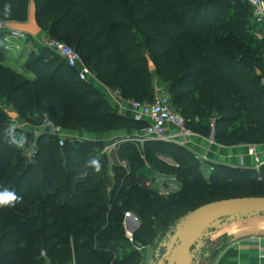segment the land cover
<instances>
[{
  "label": "trees",
  "instance_id": "obj_1",
  "mask_svg": "<svg viewBox=\"0 0 264 264\" xmlns=\"http://www.w3.org/2000/svg\"><path fill=\"white\" fill-rule=\"evenodd\" d=\"M6 4L11 5L9 15ZM30 4L0 0V21L26 22ZM36 4L42 31L73 46L97 79L125 99L154 101L159 80L172 108L191 120L193 131L210 135L209 120L215 117L217 142L264 141V36L257 38L258 25L244 0ZM5 34L0 28V190L8 187L22 200L15 207H0V264H144L126 236V213L140 220L136 243L156 253L198 207L241 196L264 197V164L259 169L215 164L206 176L191 150L170 141L120 142L116 154L126 166L115 165L111 189L110 158L101 151L105 142L74 138L60 146L56 136L43 132L30 159L25 150L33 145L32 133L17 128L18 135L28 137L22 149L6 143L9 111L36 126L46 113L66 130L91 133L121 135L141 130L145 122L119 113L46 48L48 53L27 56L25 67L34 80L6 66ZM92 158L101 162L99 173L87 164ZM146 170L176 177L180 189L163 195L139 187L137 178Z\"/></svg>",
  "mask_w": 264,
  "mask_h": 264
},
{
  "label": "crops",
  "instance_id": "obj_2",
  "mask_svg": "<svg viewBox=\"0 0 264 264\" xmlns=\"http://www.w3.org/2000/svg\"><path fill=\"white\" fill-rule=\"evenodd\" d=\"M35 39L38 40V38ZM29 41L27 37L25 45L27 49L31 47V42ZM16 52L15 50L8 52L4 64L27 78L34 80L35 74L28 71L25 67L27 61L26 50L19 54ZM90 83L98 89L106 97L110 105L117 110L118 107L112 96V90L100 81H93ZM156 85L161 86L162 84L159 80H156L154 90H156ZM10 110H12L11 107ZM126 115L132 117L133 113L127 110ZM11 121V125H15L16 128H19L20 125H26V128L28 127L30 129L36 141L39 135L35 130L36 125L27 123L20 117L14 120L12 119ZM166 130L170 134H173L172 139L169 141L181 145L183 136L179 134L178 129L173 126H167ZM64 131L79 139L102 142L114 140L119 137L141 136V130L137 129L127 130L121 135L116 132L91 133L84 130L71 131L66 129H64ZM190 140V144H187L186 147L200 159L203 172L206 176H209L215 164H226L234 167L254 169L256 166V155L264 161V141L227 145L212 141L207 132H203V134L197 133L192 136ZM141 145L143 144L141 143ZM25 153L29 156V151L27 149ZM109 158L110 169L117 164L126 166L125 162H120L118 160L116 153L115 156ZM132 214L136 219L130 215L125 220V225H127L128 229L134 231L136 222H139L140 225V220L136 214ZM233 223L238 224V222ZM196 242L197 241L194 240L191 247L188 264H264V230L254 229L243 236H239L235 233L234 235L226 234L224 231L213 236H207L203 233L201 242H199V244ZM149 250L150 248L146 249L142 255L148 256Z\"/></svg>",
  "mask_w": 264,
  "mask_h": 264
},
{
  "label": "built area",
  "instance_id": "obj_3",
  "mask_svg": "<svg viewBox=\"0 0 264 264\" xmlns=\"http://www.w3.org/2000/svg\"><path fill=\"white\" fill-rule=\"evenodd\" d=\"M250 5L253 11V19L258 25L257 38L262 39L264 33L262 28L264 27V0H244ZM1 29H6V34L4 36V47L6 54L14 50L20 49L17 41L19 39L27 38L28 35L17 30H11L7 28V25L0 24ZM39 42L46 49L52 51L53 53L59 55L64 59L67 64L77 70L80 80L85 82L99 81L96 75L91 71L90 67L84 62L82 55L71 45L63 42L61 40L52 38L49 34L42 32L40 36H36ZM112 96L117 104V111L121 114L126 115V111L130 110L133 113V118L139 122H145V126L141 129L140 137H123L117 138L110 146L105 147V152L113 150V148L118 147V144L122 141H139L142 144L146 140H160L169 141L172 139L173 134L167 132V126H173L178 129L180 135L183 136L181 145L186 146L190 144V138L197 134L188 127V123L191 120L183 117L179 112L172 108L171 97L164 85H156L155 99L152 102L138 101L134 99H125L121 92L118 90H112ZM26 125H20L19 128H24ZM37 133L41 134L43 132L54 135L58 138L59 145L64 146L67 140H72L76 137L66 133L64 128L57 125L46 113L43 114L41 123L35 126ZM216 118L212 117L210 119V139L215 141L216 135ZM36 150V149H35ZM35 150L29 153V158H33L35 155ZM256 166L255 169H259L264 161L260 159L258 155L255 156ZM213 169V168H212ZM163 176L162 184H160L158 191L160 194L169 195L171 193L177 192L180 189V183L176 177ZM131 212H128L125 216V220L130 216ZM125 224V221H124ZM126 229V236L129 241L135 245L136 249L144 254V251L148 249L147 246H142L137 244L134 239V232L131 229ZM42 257L46 258L47 253L45 250L41 252ZM146 264V263H144Z\"/></svg>",
  "mask_w": 264,
  "mask_h": 264
},
{
  "label": "rangeland",
  "instance_id": "obj_4",
  "mask_svg": "<svg viewBox=\"0 0 264 264\" xmlns=\"http://www.w3.org/2000/svg\"><path fill=\"white\" fill-rule=\"evenodd\" d=\"M29 42H31V47L27 49L25 46L26 38L19 39L17 43L20 49L15 50L17 51L16 53L18 54L20 52L23 53L25 52V50H26L27 56L30 53H45V52L48 53V51H46L45 47H43V45L39 42V40H36L34 37H32V39ZM38 121H35V123H38ZM26 122L30 123L28 121ZM19 129L24 130V132L26 133H32L28 127L19 128ZM132 137H135V136H132ZM114 140L104 141L105 145L103 149L101 150L102 153H106L107 155H109V157L115 156L116 148H113V150L111 151L105 152V147L110 146L114 142ZM135 143L136 144L138 143L139 145H141V142L139 141H135ZM35 147H36V141L34 138L33 145L31 147H28L27 150L29 151V153H31L35 150ZM166 160L169 163L175 164L174 160L170 158H166ZM192 162L194 163V161ZM110 170L111 171H110L108 185H109V188L111 189L114 184L115 165ZM162 178L163 176L153 173L150 170H146L143 175H140L137 178L136 184L139 187L157 190L160 184H162ZM242 195L246 196L247 193L243 192ZM232 215H236L237 217L235 219H231ZM233 222H238V224H235ZM254 229L264 230V215L257 214V213H251V212H244L241 210H234V211H230L227 215L219 218L217 221H215L211 225L198 231L194 240H196L197 241L196 243L199 244V242H201L202 240L203 233L206 234L207 236H213L215 234H218L224 231V233L226 234L234 235L235 233L239 236H243L246 233H249L251 230H254ZM181 234H182V227L175 234H173L170 237V239L167 240L166 243L162 244V248L164 250L158 249L157 252L154 253V251L150 249L148 256L143 255L144 262H146V264H176L179 253H180L179 243H180Z\"/></svg>",
  "mask_w": 264,
  "mask_h": 264
},
{
  "label": "water",
  "instance_id": "obj_5",
  "mask_svg": "<svg viewBox=\"0 0 264 264\" xmlns=\"http://www.w3.org/2000/svg\"><path fill=\"white\" fill-rule=\"evenodd\" d=\"M37 12L36 0H31L28 20L26 22H9L7 23V28L21 31L32 37L42 34L43 31L38 23ZM148 63L150 70L155 71L156 65L149 56ZM8 114L13 120L18 118V114L16 112L9 111ZM218 208H233L244 212L264 214V197L249 196L222 199L202 205L190 212L182 224V234L179 243L180 253L176 264H188L189 262L191 247L197 234L196 225L198 218L202 214ZM129 215H132L133 218L136 219L132 213ZM236 217V215H232L231 219H235ZM137 227H139V222H136L134 231Z\"/></svg>",
  "mask_w": 264,
  "mask_h": 264
},
{
  "label": "clouds",
  "instance_id": "obj_6",
  "mask_svg": "<svg viewBox=\"0 0 264 264\" xmlns=\"http://www.w3.org/2000/svg\"><path fill=\"white\" fill-rule=\"evenodd\" d=\"M11 13V5H5V15ZM3 21H0L2 24ZM3 136L5 137L6 143L10 146L17 149H22L28 141V137L24 134H17V128L15 125H9L3 129ZM88 166L93 168L96 173L101 171L102 165L99 159L92 158L87 162ZM22 200V197L19 196L14 190L9 189L8 187H3L0 190V207H15L17 203Z\"/></svg>",
  "mask_w": 264,
  "mask_h": 264
},
{
  "label": "bare ground",
  "instance_id": "obj_7",
  "mask_svg": "<svg viewBox=\"0 0 264 264\" xmlns=\"http://www.w3.org/2000/svg\"><path fill=\"white\" fill-rule=\"evenodd\" d=\"M237 209H233V208H218L212 211H209L205 214H202L197 221V225H196V233L200 230H202L203 228L211 225L212 223H214L215 221H217L219 218L227 215L230 211H234Z\"/></svg>",
  "mask_w": 264,
  "mask_h": 264
}]
</instances>
